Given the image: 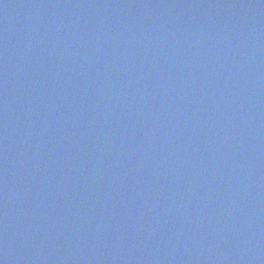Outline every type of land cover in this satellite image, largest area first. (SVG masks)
I'll return each instance as SVG.
<instances>
[{"label": "water", "instance_id": "1", "mask_svg": "<svg viewBox=\"0 0 264 264\" xmlns=\"http://www.w3.org/2000/svg\"><path fill=\"white\" fill-rule=\"evenodd\" d=\"M0 264H264V0H0Z\"/></svg>", "mask_w": 264, "mask_h": 264}]
</instances>
